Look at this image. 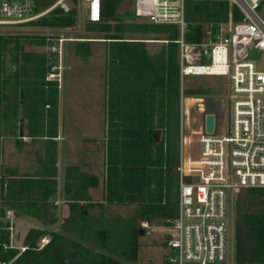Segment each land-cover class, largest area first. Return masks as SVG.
Wrapping results in <instances>:
<instances>
[{
    "label": "trees",
    "instance_id": "trees-1",
    "mask_svg": "<svg viewBox=\"0 0 264 264\" xmlns=\"http://www.w3.org/2000/svg\"><path fill=\"white\" fill-rule=\"evenodd\" d=\"M74 1V0H72ZM129 3L131 0H119ZM52 0H37L38 12ZM115 0H102L101 19L85 21L84 29L100 33L107 42L106 137L102 196L92 200L87 187L97 182L76 166L63 177V201L67 214L58 229L48 198L57 191L56 142L59 88L57 78H47L56 65V53L25 50L20 34L0 32V264H136L140 220H169L175 214L178 162L175 130L179 119V29L174 23L136 20L129 10L119 12ZM260 8L264 15V1ZM241 18L227 0H184L187 41H198L209 23ZM74 7H55L35 19L6 26L33 25L64 28L75 24ZM161 35L157 47L125 34ZM90 41L79 40L75 54L85 57ZM158 42V41H157ZM7 63L11 71H7ZM183 95H202L208 89L195 85ZM19 118H26L28 133L41 137L44 150L34 175H14L1 163L4 131L16 136ZM8 129V130H7ZM160 131L158 141L154 133ZM259 193L264 202V190ZM136 203L129 218L108 217L106 204ZM23 211L40 219L43 226L30 227L14 245L5 212ZM167 222V221H166ZM168 223V222H167ZM48 235L45 243L39 240ZM23 247V249H21ZM233 249L237 264H264V211L236 209Z\"/></svg>",
    "mask_w": 264,
    "mask_h": 264
},
{
    "label": "built area",
    "instance_id": "built-area-1",
    "mask_svg": "<svg viewBox=\"0 0 264 264\" xmlns=\"http://www.w3.org/2000/svg\"><path fill=\"white\" fill-rule=\"evenodd\" d=\"M34 0H0V26L24 23L66 0L36 12ZM87 19L100 21L102 0H83ZM241 18L209 23L198 41L184 38V0H135V14L154 23L178 26L179 119L177 199L169 219L167 246L175 250L153 264H230L229 199L238 191L264 190V0H227ZM66 38H59L61 45ZM61 53V46H53ZM260 53L258 56L256 53ZM202 59L208 63L199 62ZM220 75L228 80V123L225 132L206 133L203 114L196 124H184V76ZM48 78V77H47ZM186 100V99H185ZM203 110L204 109H199ZM198 110V112H199ZM206 112V111H205ZM12 236V210L5 212ZM23 249V247H21Z\"/></svg>",
    "mask_w": 264,
    "mask_h": 264
},
{
    "label": "rangeland",
    "instance_id": "rangeland-1",
    "mask_svg": "<svg viewBox=\"0 0 264 264\" xmlns=\"http://www.w3.org/2000/svg\"><path fill=\"white\" fill-rule=\"evenodd\" d=\"M37 0H34L35 3ZM44 1V0H43ZM46 1V0H45ZM69 9L74 7L75 13V24L73 26L64 28L54 27H41L33 25H18V26H0V32L9 34H20L22 36L21 42L25 50H31L38 53L49 54L55 52L53 46L60 47L61 53H56V65H53L51 69L57 72H51L47 75L48 78H57L59 97L62 102V112L65 114L70 113L75 105L83 104V100L93 101L94 104H98L105 99L106 94V74H107V42L103 39L98 38L101 36L100 33L88 32L84 29L85 21L87 20L86 5L83 0H66ZM115 7L119 12L129 10L135 14V0H131L129 3L120 2L115 0ZM57 7V6H56ZM55 8V7H54ZM263 15L262 12H260ZM46 14V13H44ZM43 14V15H44ZM136 15V14H135ZM264 16V15H263ZM138 21H143V18L136 15ZM179 34V33H178ZM126 37H133L134 39H144L147 42L149 48L157 47L159 44V37L161 35L153 33L143 34H125ZM59 38H66L62 41L61 45L58 41ZM92 40L90 41V51L87 56L79 57L75 54V45L79 40ZM158 41V42H157ZM258 56L261 54L256 53ZM202 63H208L207 60L202 59ZM7 71H11V66L7 63ZM71 67V70H70ZM73 85V86H72ZM195 85L202 86L208 89V93L202 95H183L184 96V124L188 127H193L196 124L198 118V110L204 109L206 112H213L216 114V132H225L228 123V109L226 98L228 94V80L225 76L220 75H200L192 76L187 75L183 78V88L194 87ZM84 95V96H83ZM186 99V100H185ZM105 103V101H104ZM60 104V101H59ZM104 114L106 113V103L104 104ZM61 105L59 110L61 111ZM19 121L14 126L17 130ZM23 129H25V120H23ZM25 131V130H24ZM175 135L178 136V125L175 130ZM2 139L5 144L11 140L10 137L6 136L4 131ZM26 141L24 144V150L26 149V156L22 159L23 165H29L33 157L34 150L39 152L41 144H33ZM102 141L96 142L93 152L95 154L94 164L96 174L86 173L87 175L95 176L97 179L96 184H92L87 187V190L91 188V197L93 199L101 198V179L100 173L98 172L101 168V154H102ZM39 145V146H38ZM3 149V148H2ZM77 146L73 145L70 147V151H76ZM4 154L6 151L4 150ZM7 155V154H6ZM2 157L5 156L2 152ZM71 166V165H68ZM65 162L59 161L58 170L62 178L58 176L57 191L47 201L54 205L52 214L47 215L56 218V221L52 224H46L50 229H58V225L61 223L62 218L67 214L66 203L63 201V175L66 167ZM75 166V165H73ZM77 167V166H76ZM79 169V167H77ZM80 170V169H79ZM103 174V173H102ZM259 193L252 191H238L231 194L229 199V243H230V264H237L235 260V254L233 249V233H234V214L235 210L248 209L252 211H264V202H260ZM136 203L127 204H106L105 214L108 217L119 216L122 218H129L133 215ZM13 213V211H12ZM168 223H167V222ZM140 220L137 225L139 229H143V234H138V250L136 264H153L161 262L166 256L175 253V250L167 246L165 238L171 234L169 220ZM12 244H20L26 230L30 227H40L43 223L40 219L34 216H26L19 214V217H15L13 213L12 217ZM48 235L43 236L39 243L43 244L47 241Z\"/></svg>",
    "mask_w": 264,
    "mask_h": 264
},
{
    "label": "crops",
    "instance_id": "crops-1",
    "mask_svg": "<svg viewBox=\"0 0 264 264\" xmlns=\"http://www.w3.org/2000/svg\"><path fill=\"white\" fill-rule=\"evenodd\" d=\"M71 70V67H70ZM73 86V85H72ZM61 92V90H60ZM59 92V93H60ZM60 95V94H59ZM84 96V95H83ZM61 97L58 98V117H57V131L56 136H54V141L56 142V177L58 180V176L62 178L58 170L59 161L65 162L68 165H75L79 167V169L85 173L96 174L94 164L95 154L93 152V148L95 147V143L99 142V139H103L102 141V154H101V169L98 171L100 173L101 185H102V173L104 171V142L106 137V113L104 114V101L98 104H94L93 101L83 100V104H77L70 110V113L65 114L62 112V102ZM60 101V104H59ZM61 105V111L59 107ZM19 118L18 121H20ZM25 120V129H23V136H19L18 127L16 130V136L12 134L8 129L6 132V136L10 137L11 140L7 141L5 144L2 139L1 147V163L4 167H8L10 173L14 175H34L39 168L38 156L43 154L44 150V141L41 137H32L28 133V128L26 126V118H22ZM17 121V122H18ZM15 128V127H14ZM16 129V128H15ZM25 130V131H24ZM3 137V136H2ZM33 140V144H41V148L39 152H35L34 150V158L29 165H23L22 159L26 156V149L24 150V144L26 141L32 144L30 140ZM38 145V146H39ZM76 145V151H70V147ZM4 150L6 154H4ZM5 156V159L2 157ZM64 177V175H63ZM88 194L91 197V188L87 190ZM101 196H102V188H101ZM92 200H100L93 199ZM17 215L15 217H19V214L26 216H32L31 214L23 211L16 212ZM29 229V228H28ZM27 231V230H26ZM16 245V244H15ZM18 245V244H17Z\"/></svg>",
    "mask_w": 264,
    "mask_h": 264
},
{
    "label": "water",
    "instance_id": "water-1",
    "mask_svg": "<svg viewBox=\"0 0 264 264\" xmlns=\"http://www.w3.org/2000/svg\"><path fill=\"white\" fill-rule=\"evenodd\" d=\"M199 113L203 114V128L206 133H212L214 130V122H215V114L213 112H205L203 110H199ZM19 136H23V119L21 118L19 121L18 127ZM160 135V131L156 130L154 133V141H158ZM139 234H143V229H139ZM230 254V251H229Z\"/></svg>",
    "mask_w": 264,
    "mask_h": 264
}]
</instances>
